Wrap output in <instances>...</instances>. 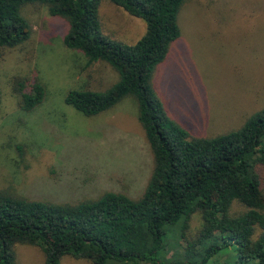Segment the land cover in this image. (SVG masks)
Segmentation results:
<instances>
[{
	"label": "trees",
	"instance_id": "trees-1",
	"mask_svg": "<svg viewBox=\"0 0 264 264\" xmlns=\"http://www.w3.org/2000/svg\"><path fill=\"white\" fill-rule=\"evenodd\" d=\"M111 1L145 21L135 43L104 32L102 0H0V58L32 35L24 6L40 3L64 18L65 45L80 50L88 66L105 61L119 74L107 90L69 91L66 103L92 116L135 99L153 154L147 186L138 198L107 191L76 202L0 189V264H16L20 244L40 248L44 264L66 256L91 264H264V107L234 129L193 135L171 118L152 82L182 34L179 13L188 0ZM26 87L19 83L20 106L32 110L46 88L39 80ZM236 203L244 208L235 212ZM195 216L201 223L191 234ZM224 251L232 255L221 260Z\"/></svg>",
	"mask_w": 264,
	"mask_h": 264
},
{
	"label": "rangeland",
	"instance_id": "rangeland-1",
	"mask_svg": "<svg viewBox=\"0 0 264 264\" xmlns=\"http://www.w3.org/2000/svg\"><path fill=\"white\" fill-rule=\"evenodd\" d=\"M33 26L22 44L0 58V189L31 199L76 202L107 191L141 196L153 154L134 98L88 116L66 103L74 89L104 91L119 79L105 61L87 58L64 43L68 22L46 5L24 6ZM102 27L133 44L146 24L111 0H102ZM180 38L153 75L154 88L172 119L193 135L211 136L239 127L264 107V0H188L179 13ZM39 80L43 102L20 106L19 83ZM243 206L236 203L234 210ZM191 221L190 233L200 226ZM172 247V246H171ZM175 247L171 249L173 252ZM16 264H44L43 251L17 245ZM224 251L221 260L231 257ZM62 264H91L66 256Z\"/></svg>",
	"mask_w": 264,
	"mask_h": 264
}]
</instances>
